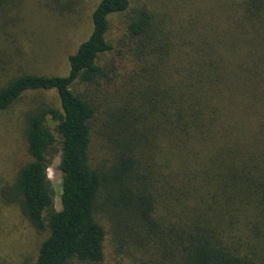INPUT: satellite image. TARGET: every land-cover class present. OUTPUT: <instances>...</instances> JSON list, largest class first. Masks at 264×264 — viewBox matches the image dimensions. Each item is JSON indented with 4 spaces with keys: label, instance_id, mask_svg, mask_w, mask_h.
I'll use <instances>...</instances> for the list:
<instances>
[{
    "label": "trees",
    "instance_id": "trees-1",
    "mask_svg": "<svg viewBox=\"0 0 264 264\" xmlns=\"http://www.w3.org/2000/svg\"><path fill=\"white\" fill-rule=\"evenodd\" d=\"M138 2L99 0L51 76L28 67L22 0H0V112L57 97L21 115L27 158L0 189L45 235L30 264H264V0Z\"/></svg>",
    "mask_w": 264,
    "mask_h": 264
},
{
    "label": "rangeland",
    "instance_id": "rangeland-1",
    "mask_svg": "<svg viewBox=\"0 0 264 264\" xmlns=\"http://www.w3.org/2000/svg\"><path fill=\"white\" fill-rule=\"evenodd\" d=\"M98 2L99 0H81L79 12L68 14L65 11L54 12L58 9L44 4L40 7L37 0H22L20 12L23 17L20 23L26 28V32L21 35V39L32 50L31 57L27 58L31 72L51 76L68 73V55L89 36L92 30L91 14ZM195 2L196 0H179L180 7L178 3L176 5L181 13L183 10H191ZM138 3L150 6L158 4V0H139ZM60 14L69 16L63 17ZM126 19L127 14L112 18L110 31L114 44L118 45ZM183 19L186 21V16ZM39 99L57 103L55 91L26 93L12 109L0 112V189L14 179L20 164L27 158L21 115L29 110L32 101ZM58 165L59 157H55L48 168V176L55 192L56 209L60 210L62 172ZM44 236L21 218L16 207L3 204L0 200V264H30Z\"/></svg>",
    "mask_w": 264,
    "mask_h": 264
}]
</instances>
